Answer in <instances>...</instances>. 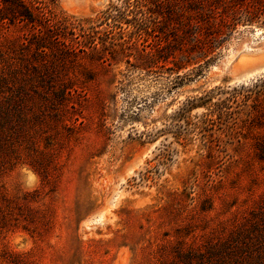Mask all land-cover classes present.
Segmentation results:
<instances>
[{"label": "rangeland", "instance_id": "rangeland-1", "mask_svg": "<svg viewBox=\"0 0 264 264\" xmlns=\"http://www.w3.org/2000/svg\"><path fill=\"white\" fill-rule=\"evenodd\" d=\"M181 1L152 3L157 23L142 37L131 34L130 63L95 67L90 100L74 105L75 123L59 132L51 183L25 165L0 175L9 196L36 192L28 205L42 215L37 223L20 217L19 227L0 235V251L25 253L31 264H153L157 247L186 226L198 235L248 212L264 193L257 139L264 133V24L240 23L193 63L191 40L165 36L168 6ZM118 3L58 0V7L94 25ZM155 49L157 63L137 59ZM48 211L51 224L42 225Z\"/></svg>", "mask_w": 264, "mask_h": 264}, {"label": "trees", "instance_id": "trees-1", "mask_svg": "<svg viewBox=\"0 0 264 264\" xmlns=\"http://www.w3.org/2000/svg\"><path fill=\"white\" fill-rule=\"evenodd\" d=\"M118 1L93 25L92 19L66 14L58 0H0V175L25 165L42 182L51 183L59 132L75 123L69 115L74 105L90 100L87 82L93 80L95 67L130 63L136 44L131 34L142 37L149 22L157 23L158 16L150 10L157 0ZM165 21V36L191 40L190 50L197 53L193 63H198L221 47L240 23L264 24V0L171 2ZM123 24L133 29L128 33ZM101 25L107 28L98 30ZM156 50L137 53V59L155 64ZM257 139L264 157V133ZM33 194L20 199L0 186V235L19 227L20 217L40 221L42 215L28 205ZM50 219L49 212L42 225H50ZM202 229L195 235L186 226L180 236L161 243L153 264H264V193L248 212ZM1 260L31 264L25 253L7 249L0 251Z\"/></svg>", "mask_w": 264, "mask_h": 264}, {"label": "bare ground", "instance_id": "bare-ground-1", "mask_svg": "<svg viewBox=\"0 0 264 264\" xmlns=\"http://www.w3.org/2000/svg\"><path fill=\"white\" fill-rule=\"evenodd\" d=\"M259 47H261V46H259Z\"/></svg>", "mask_w": 264, "mask_h": 264}]
</instances>
